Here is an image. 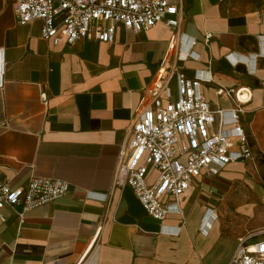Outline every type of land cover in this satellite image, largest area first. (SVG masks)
Wrapping results in <instances>:
<instances>
[{"label": "crops", "instance_id": "obj_1", "mask_svg": "<svg viewBox=\"0 0 264 264\" xmlns=\"http://www.w3.org/2000/svg\"><path fill=\"white\" fill-rule=\"evenodd\" d=\"M168 1L180 10L175 29L163 22L137 34L118 27L110 44L54 45L41 38V21L17 24L16 0H0V184L25 186L36 176L70 186L22 215L0 211V264H185L183 251L204 264L221 252V264H229L240 239L264 240V188L249 181L250 163L264 157V67L257 65L264 0ZM186 52L193 58L184 59ZM166 57L171 72L211 78L200 91L214 110L233 108L235 95L248 91L239 99L240 123L255 158L217 176L203 173L182 196L166 199L179 213L158 222L114 179L143 91ZM244 71L259 83L242 86ZM156 175L150 169L148 182Z\"/></svg>", "mask_w": 264, "mask_h": 264}, {"label": "built area", "instance_id": "obj_2", "mask_svg": "<svg viewBox=\"0 0 264 264\" xmlns=\"http://www.w3.org/2000/svg\"><path fill=\"white\" fill-rule=\"evenodd\" d=\"M179 12L168 0H16L14 5L17 24L41 21V38L54 45L60 41L74 45L81 40L110 44L118 27L137 34L163 22L175 29L180 23ZM185 43L190 48L191 42ZM187 52L184 59L193 58ZM231 57L227 60L236 65L238 61ZM167 62L166 57L143 91L129 152L120 160L114 179L116 187H129L146 216L158 222L179 213L166 199L182 196L203 173L217 176L229 164L255 158L254 147L240 123L244 112L237 94L233 108L214 110L200 91L211 78L204 74L187 78L181 72H171ZM4 74L1 48L0 89L5 84ZM150 169L157 173L151 183L147 180ZM69 190L65 181L36 176L25 186L2 183L0 211L8 208L17 213L20 208L22 215L63 197ZM209 227L210 221H206L202 231ZM229 264H264V240L240 239Z\"/></svg>", "mask_w": 264, "mask_h": 264}, {"label": "rangeland", "instance_id": "obj_3", "mask_svg": "<svg viewBox=\"0 0 264 264\" xmlns=\"http://www.w3.org/2000/svg\"><path fill=\"white\" fill-rule=\"evenodd\" d=\"M257 65L259 67H264V54H260L257 57ZM245 72V71H244ZM245 76L247 79L242 83V86H254L257 85L259 82L255 80L254 76L252 74H249V72H245ZM252 165V169H250L249 173V181L250 185L252 184L253 179H256L260 185L264 188V157H257L255 161L250 163ZM264 217V214H263ZM201 235V234H199ZM202 234L201 236H203ZM197 237V236H196ZM200 243L197 241L196 246ZM193 247V246H192ZM182 248V247H181ZM195 250V249H194ZM221 257L222 253H216V255L213 257L214 264H221ZM180 261L185 264H204L205 259H203V256L201 258H198L197 254L194 252H187L183 251L179 254Z\"/></svg>", "mask_w": 264, "mask_h": 264}, {"label": "bare ground", "instance_id": "obj_4", "mask_svg": "<svg viewBox=\"0 0 264 264\" xmlns=\"http://www.w3.org/2000/svg\"><path fill=\"white\" fill-rule=\"evenodd\" d=\"M234 59V58H233ZM239 61L238 59H234V62ZM240 62V61H239ZM249 96V93L247 90H242L239 93V99L242 101H245V99H247V97Z\"/></svg>", "mask_w": 264, "mask_h": 264}]
</instances>
